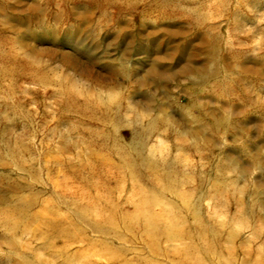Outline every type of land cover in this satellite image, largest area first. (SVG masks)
<instances>
[{
    "label": "rangeland",
    "instance_id": "1",
    "mask_svg": "<svg viewBox=\"0 0 264 264\" xmlns=\"http://www.w3.org/2000/svg\"><path fill=\"white\" fill-rule=\"evenodd\" d=\"M119 149L177 177L105 202ZM82 182L94 213L138 185L180 235L84 220ZM0 264H264V0H0Z\"/></svg>",
    "mask_w": 264,
    "mask_h": 264
},
{
    "label": "bare ground",
    "instance_id": "2",
    "mask_svg": "<svg viewBox=\"0 0 264 264\" xmlns=\"http://www.w3.org/2000/svg\"><path fill=\"white\" fill-rule=\"evenodd\" d=\"M67 97H69V100L71 99L74 101L71 93L70 94L67 93ZM86 106H89V105H85V110L87 109ZM83 107H84V105H83ZM89 110H90V115L96 116L99 119V121H103V122H105V120L108 121L109 117L107 119L105 114H107L109 108L106 105H103V106H97V105L92 106L91 105L89 107ZM114 121H115V119H114ZM133 146H134V144H133ZM133 146H132V148H133ZM121 151L122 150H120L119 152L117 151L116 156L118 158V161L121 160L125 165L128 166L129 170L127 171L126 175H124L122 177H120L118 175L113 176V174H116V172L118 170L115 167L109 166L107 163H104V165H103V167H101L100 171L96 170V173H95V168L96 169H98V168L96 166L91 168V170H93V172H94L93 176H95L97 181H98V182L96 181L95 183H92V184H94L93 186H95V191L97 192V193L95 192V195L97 194V195L103 196V198L106 200L105 202H107V199L118 201L120 194H122V192H123L122 188L118 187V185H119L118 181L120 178H126V179L127 178H129V179L137 178L138 182H140L142 185H145L146 187L153 189L154 188V184H153V180H152L153 178H156L159 176L162 178L163 182H165L167 180H172V177H177V175H175L174 173H173L174 174L173 175L172 173L168 172L165 168H158L153 163L147 162L144 159L139 158V157H137V159L139 158V162L137 164L140 165V166H138L135 163V162H137V160H135L136 158L134 159L130 155L121 156L119 154ZM133 151L136 152L135 149ZM135 154H137V153H135ZM37 178H35V180ZM89 178H90V175H89L88 179ZM84 184H85V182H82L80 184V186H77V190H76L77 194H75L74 197H72V196L65 197V201L71 206V208L75 209L76 210L75 213L82 216V218L84 220L88 219L92 222L93 221H97V222L101 221L104 223L105 222L111 223L112 220H110V219L114 215V212L119 211L122 216H125V215L132 216L131 221L132 222L134 221L135 224L138 223V225H140L142 230L145 233H147L149 236H151L152 234L156 235L157 237L158 236L159 237L167 236L169 234H171L172 236H179L180 235V231H177V227H175L177 220L174 218H171V220H170V218H168V220L163 219V216L161 215V213L163 212L162 211L163 209L162 210L159 209L158 213H153V209L155 208L157 203H155L154 202L155 200L153 198H151L152 197L151 194H149L147 192L146 193H140L138 191V188H139L138 185L133 184L130 187V190H129L130 196L127 200H125L126 202H131L135 197H138V199L140 200V203L138 204L139 206L137 205V207L135 208V210H136L135 214L129 215L128 213L122 211V207L126 205L125 201H124L123 205H121L117 202L116 205L113 204L111 206H108V203H106L107 206L105 204V208L108 207V211L103 212V210H101L102 208L98 207V211L96 213H94V210H93L94 208H92L90 205L87 204L88 203L87 197L89 195H88V189L86 188V186H84ZM115 184H117L116 188H112ZM111 196H113V199H111L112 198ZM97 213H99L100 215H96ZM91 214H95L96 218L93 217ZM56 220H57V216L55 218L51 219V222L54 224ZM50 225H51V223H50ZM54 228H55V226H54ZM57 228H58V226L56 227V229ZM216 235L217 234H215V233L212 235V240H215L217 238ZM198 245H200L198 249H201V250L204 249V247L205 248L208 247V243H206L205 241H202V240ZM194 249L196 251L198 250L196 247Z\"/></svg>",
    "mask_w": 264,
    "mask_h": 264
}]
</instances>
